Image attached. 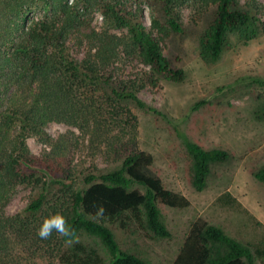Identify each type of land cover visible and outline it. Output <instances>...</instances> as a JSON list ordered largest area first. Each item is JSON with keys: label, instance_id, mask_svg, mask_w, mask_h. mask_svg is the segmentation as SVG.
Here are the masks:
<instances>
[{"label": "rangeland", "instance_id": "obj_1", "mask_svg": "<svg viewBox=\"0 0 264 264\" xmlns=\"http://www.w3.org/2000/svg\"><path fill=\"white\" fill-rule=\"evenodd\" d=\"M66 1L77 23L67 36L65 49L78 62L95 50L81 24L97 32L128 37L126 27L116 28L105 21L101 11L105 0ZM238 1L264 21V0ZM120 7L136 11L145 29L159 37L151 28L152 18L158 15L153 0H120ZM172 8L183 32L171 31L160 45L185 72L183 81L155 76L131 44L121 45L118 57L94 73L101 80L67 85L71 86L69 105L82 115L78 124L49 122L45 129L51 137L49 143L40 136L26 138L34 156L44 159L54 148L57 161L51 173H37L44 183L16 186L3 206L6 216L23 217L24 226L31 227L27 231L18 225L8 231L15 264H60L56 247L43 250L37 238V225L44 213L24 217L23 210L34 196H46L43 211L53 205L59 211L66 209L67 187H85L87 172L107 171L133 151L150 153L152 171L168 189L184 195L189 205L174 208L159 204L170 232L166 238H155L137 225L124 229L118 222L105 221L123 250L138 254L146 264H172L190 226L199 218L253 248L264 244V182L255 175L264 167V31L247 42L231 34L230 44L219 59L206 63L199 54V41L214 6L199 0H175ZM51 16L50 9L39 2L29 6L22 19L31 23ZM64 18L63 13L54 12V26L59 27ZM112 88L134 91L146 107L158 113L119 98ZM12 91L6 92V100ZM5 105V100L0 103V111ZM184 138L207 149H224L230 155L228 160L212 165L201 191L191 185V158ZM79 239L105 255L93 237L82 235ZM68 246L64 244L61 249ZM255 264L262 263L256 259Z\"/></svg>", "mask_w": 264, "mask_h": 264}, {"label": "trees", "instance_id": "obj_2", "mask_svg": "<svg viewBox=\"0 0 264 264\" xmlns=\"http://www.w3.org/2000/svg\"><path fill=\"white\" fill-rule=\"evenodd\" d=\"M153 1L158 15L152 18L151 28L156 30L158 38L145 29L136 11H125L120 7V0H105L101 10L105 21L109 20L116 28L126 27L128 37L97 32L81 24V31L93 41L95 50L78 62L65 49L67 36L77 23L76 14L73 15L66 0H0V103L6 102L0 111V264H15L10 254L8 231L24 226L23 217L4 214L5 202L18 185L44 183L37 173H51L57 161L54 148L44 159L34 156L26 138L40 136L49 143L51 137L45 130L49 122L71 125L80 122L81 112L69 105L71 86L67 85L75 82L88 85L101 80V76L95 77L96 70L110 65L118 57L119 46L127 43L137 50L140 60L150 66L155 76L177 82L184 80L183 69L163 53L160 45V40L171 31L183 32L172 8L175 0ZM199 1L214 6L199 41V54L206 63L219 59L230 44L231 34L247 42L264 31V21L254 11L241 6L238 0ZM39 2L50 9L51 18L24 23L25 10ZM54 12L64 14L59 27L54 26ZM11 90L6 100L5 95ZM112 90L119 98L130 99L138 107L158 113L155 108L146 107L134 91ZM184 145L191 158V185L201 191L207 184L212 165L228 160L229 152L221 148L207 149L187 138ZM153 160L148 152L133 151L107 171L87 172L83 177L85 187H67L66 209L60 211L54 205L43 211L46 196L43 193L34 196L23 210L24 217L44 213L45 218L59 213L75 232L70 242L55 232L48 239L37 235L43 250H54L55 246L60 264H146L138 254L123 250L104 222H118L124 229L137 225L155 238L170 236L159 204L184 208L189 200L164 185L152 171ZM255 175L264 182V167ZM100 206L104 209L103 215L98 212ZM30 229L28 226L27 231ZM82 235L96 239L105 255L81 241ZM67 243L69 246L62 250V245ZM256 259L264 264V244L253 248L229 236L221 227L199 218L190 226L172 264H255Z\"/></svg>", "mask_w": 264, "mask_h": 264}, {"label": "clouds", "instance_id": "obj_3", "mask_svg": "<svg viewBox=\"0 0 264 264\" xmlns=\"http://www.w3.org/2000/svg\"><path fill=\"white\" fill-rule=\"evenodd\" d=\"M98 212L100 215H103L104 209L102 206L99 207ZM53 232L57 233L59 236L68 238L69 242L75 235L72 226L67 222L66 218L59 213L45 217L37 230V235L41 239H48L52 236Z\"/></svg>", "mask_w": 264, "mask_h": 264}]
</instances>
